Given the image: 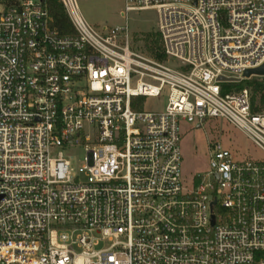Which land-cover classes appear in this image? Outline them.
<instances>
[{
    "label": "built area",
    "instance_id": "built-area-1",
    "mask_svg": "<svg viewBox=\"0 0 264 264\" xmlns=\"http://www.w3.org/2000/svg\"><path fill=\"white\" fill-rule=\"evenodd\" d=\"M60 2L73 33L46 0H0V264H264V160L211 141L187 187L180 135L219 118L264 152L261 94L222 87L264 82L244 76L264 65V0H124L157 11L175 67ZM165 90L164 111L141 107Z\"/></svg>",
    "mask_w": 264,
    "mask_h": 264
},
{
    "label": "rangeland",
    "instance_id": "rangeland-1",
    "mask_svg": "<svg viewBox=\"0 0 264 264\" xmlns=\"http://www.w3.org/2000/svg\"><path fill=\"white\" fill-rule=\"evenodd\" d=\"M77 7L78 14L91 26L126 28L131 46L135 51L151 57L146 50V44L152 46L155 41H158L156 52L160 50L161 36L158 32L159 17L156 10L134 11L124 15V0H77ZM163 62H168L174 67L177 65V63L168 61L166 57ZM250 86L254 87V81L222 85L225 92ZM167 99L168 90H165L161 97L149 98L141 107L147 111L161 112L167 106ZM180 135L181 169L183 182L187 187H191L193 178L206 175L211 171L208 155V144L211 141H221L235 154L237 160H264L263 151L257 148L241 131L219 118L208 120L201 128H198V124L181 121ZM65 155L76 172L86 163L87 153L84 147L66 151ZM83 180H85L84 177ZM102 247L103 245L99 248Z\"/></svg>",
    "mask_w": 264,
    "mask_h": 264
},
{
    "label": "trees",
    "instance_id": "trees-1",
    "mask_svg": "<svg viewBox=\"0 0 264 264\" xmlns=\"http://www.w3.org/2000/svg\"><path fill=\"white\" fill-rule=\"evenodd\" d=\"M46 4L51 16L54 19L55 26L62 33H73V28L69 16L60 0H46ZM157 46L158 41H155L152 46L146 44V50L155 60L163 62L165 61V56L162 53V44H160V50L158 52H156ZM254 90L255 96L260 93L262 101L264 102V82L255 81Z\"/></svg>",
    "mask_w": 264,
    "mask_h": 264
},
{
    "label": "water",
    "instance_id": "water-1",
    "mask_svg": "<svg viewBox=\"0 0 264 264\" xmlns=\"http://www.w3.org/2000/svg\"><path fill=\"white\" fill-rule=\"evenodd\" d=\"M253 75L264 77V65H262L257 69L247 70L244 74L246 78H250ZM219 81H235V79H226L224 77H220ZM204 123H206V120H203L202 123L198 125V128H201ZM213 222H214V218H213Z\"/></svg>",
    "mask_w": 264,
    "mask_h": 264
},
{
    "label": "bare ground",
    "instance_id": "bare-ground-1",
    "mask_svg": "<svg viewBox=\"0 0 264 264\" xmlns=\"http://www.w3.org/2000/svg\"><path fill=\"white\" fill-rule=\"evenodd\" d=\"M74 3H77V0H72ZM70 12L74 18H79L80 15L78 14V7H74L72 4H69Z\"/></svg>",
    "mask_w": 264,
    "mask_h": 264
}]
</instances>
